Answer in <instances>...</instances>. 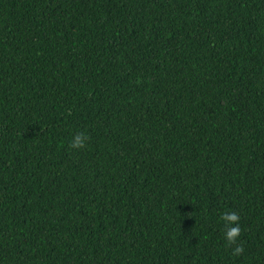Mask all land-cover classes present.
Segmentation results:
<instances>
[{
    "label": "trees",
    "instance_id": "16d2710c",
    "mask_svg": "<svg viewBox=\"0 0 264 264\" xmlns=\"http://www.w3.org/2000/svg\"><path fill=\"white\" fill-rule=\"evenodd\" d=\"M0 264H264V0H0Z\"/></svg>",
    "mask_w": 264,
    "mask_h": 264
},
{
    "label": "clouds",
    "instance_id": "9594fccd",
    "mask_svg": "<svg viewBox=\"0 0 264 264\" xmlns=\"http://www.w3.org/2000/svg\"><path fill=\"white\" fill-rule=\"evenodd\" d=\"M88 139L83 133L77 134L73 141L70 142V147L73 149H78L84 147V142ZM223 221L228 222L229 224L235 223V227H229L226 230V238L227 242L231 245L236 242L237 237L240 234V227H239V216L235 212L227 213L221 217ZM243 252V246L240 245L235 248L234 254L239 255Z\"/></svg>",
    "mask_w": 264,
    "mask_h": 264
}]
</instances>
